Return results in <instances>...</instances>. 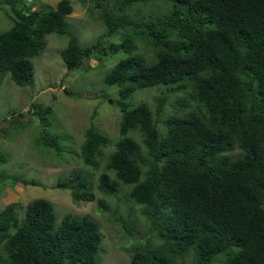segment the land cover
Segmentation results:
<instances>
[{
    "label": "trees",
    "instance_id": "16d2710c",
    "mask_svg": "<svg viewBox=\"0 0 264 264\" xmlns=\"http://www.w3.org/2000/svg\"><path fill=\"white\" fill-rule=\"evenodd\" d=\"M151 1L90 0L105 32L87 46L67 25L69 0L46 9L11 4L13 22L0 33V81L32 84V60L50 33L68 38L59 51L68 70L101 52V37L120 35L106 51L127 55L103 77L117 87V138L88 127L79 157L97 169L112 142L96 188L129 187L157 239L148 234L128 264H177L189 254L193 264H264V0H165L163 9L140 13ZM153 86L184 92L161 130L163 92L155 109L129 101ZM31 107L40 120L52 113ZM91 178L72 170L55 186L73 202L93 201ZM101 243L95 220L72 213L58 220L48 199L30 200L22 214L14 203L0 209V264H100Z\"/></svg>",
    "mask_w": 264,
    "mask_h": 264
},
{
    "label": "rangeland",
    "instance_id": "374dc122",
    "mask_svg": "<svg viewBox=\"0 0 264 264\" xmlns=\"http://www.w3.org/2000/svg\"><path fill=\"white\" fill-rule=\"evenodd\" d=\"M12 1L0 0V33L13 22L11 4L46 9L54 7L59 0ZM69 1L73 10L66 17L67 25L79 43L87 46L105 32L98 18L99 10L90 0ZM164 2L153 0L144 5L140 13L163 9ZM67 41L63 34L47 35L46 48L32 60V84L18 86L8 75L0 81V153L4 155L0 160V209L14 203L22 214L30 200L45 198L54 204L58 220L65 213L87 215L99 224L102 233L100 264H128L133 248L141 241L145 244L150 234L145 214L129 198V187L120 186L114 194H103L96 188L98 174L104 169L112 142L104 149L97 169L85 165L79 157L88 127L106 133L111 141L117 138L121 115L116 103L117 87L107 85L103 77L127 53L107 52L106 47L111 42H119L120 35L103 36L98 46L101 52L84 58L79 68L68 70L59 53ZM137 49L147 51L141 45ZM162 92L166 100L163 112L156 118L160 130L161 120L176 110L174 99L184 92L153 86L137 90L129 99L132 103L145 101L155 109L154 99ZM34 102L51 107L52 113L40 120V114L31 107ZM177 111L184 113L186 108L178 107ZM72 170L91 175L95 200L73 202L68 189L55 186ZM151 240L157 239L152 236ZM177 264H193L192 255L180 258Z\"/></svg>",
    "mask_w": 264,
    "mask_h": 264
}]
</instances>
